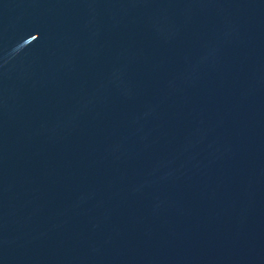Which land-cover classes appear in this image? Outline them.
Here are the masks:
<instances>
[{
	"label": "water",
	"instance_id": "obj_1",
	"mask_svg": "<svg viewBox=\"0 0 264 264\" xmlns=\"http://www.w3.org/2000/svg\"><path fill=\"white\" fill-rule=\"evenodd\" d=\"M0 264H264V0H0Z\"/></svg>",
	"mask_w": 264,
	"mask_h": 264
}]
</instances>
